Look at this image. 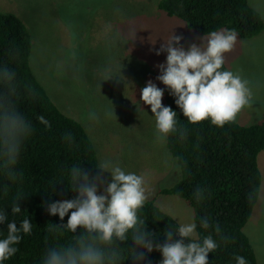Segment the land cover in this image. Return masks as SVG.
Listing matches in <instances>:
<instances>
[{"label":"rangeland","instance_id":"1","mask_svg":"<svg viewBox=\"0 0 264 264\" xmlns=\"http://www.w3.org/2000/svg\"><path fill=\"white\" fill-rule=\"evenodd\" d=\"M159 1L0 0V11L16 14L28 28L33 72L61 111L85 127L98 163L111 160L143 175L147 200L154 199L182 224L194 220L193 208L178 195L160 192L181 179V167L166 140L156 139L153 114L140 100V90L149 80L165 88L156 77L166 53L156 55V50L171 35L182 37L185 50L207 35L168 16ZM249 2L264 19V0ZM225 62L249 81L252 100L236 120L251 125L264 113V30L250 39L237 37ZM89 111L97 113L96 121L87 120ZM258 165L260 194L244 231L264 264V150ZM95 182L99 193L110 174L99 169Z\"/></svg>","mask_w":264,"mask_h":264},{"label":"trees","instance_id":"2","mask_svg":"<svg viewBox=\"0 0 264 264\" xmlns=\"http://www.w3.org/2000/svg\"><path fill=\"white\" fill-rule=\"evenodd\" d=\"M158 7L168 16L184 21L187 26L202 34L222 29L235 30L240 39H250L264 30V19L249 0H160ZM32 37L24 22L12 12L0 11V62L7 63L17 74L20 84V108L34 125L18 163L19 182L11 187L0 205H10L11 198L19 194L22 213L10 215L19 220L28 216L33 224L32 233L20 242L15 256L5 264H39L45 249L69 241L68 234L53 235L46 231L61 221L49 215L47 205L57 200L73 199L76 193L66 181V171L73 164L97 178L99 168L96 148L82 123L62 112L53 102L30 64ZM229 70L226 62L223 66ZM164 104L177 112V126L183 130L170 134L167 147L181 167V179L172 187L162 189L163 194H175L193 208L197 223V236L212 234L219 247L208 254L209 264H235L236 255L243 256L248 264H259L254 246L244 228L260 194L262 173L258 156L264 150V113L251 125H242L236 119L217 127L204 120L190 124L174 103V97L164 88ZM44 116L49 126L36 121ZM70 135L72 143L64 137ZM0 182H3L0 179ZM95 182V181H94ZM55 183V184H54ZM199 190L201 199L194 193ZM71 211V210H70ZM141 215L149 231L157 235L156 243H164L158 235L180 223L161 209L154 199L146 200ZM201 218L209 221L205 230L199 227ZM5 224L0 230L6 231ZM220 227V235L214 231ZM79 234V228L77 233ZM221 236L227 237L226 240ZM131 246V242H129ZM150 264H159L158 251L145 254ZM131 264V262H126Z\"/></svg>","mask_w":264,"mask_h":264},{"label":"clouds","instance_id":"3","mask_svg":"<svg viewBox=\"0 0 264 264\" xmlns=\"http://www.w3.org/2000/svg\"><path fill=\"white\" fill-rule=\"evenodd\" d=\"M181 39V36L171 35L156 50V55L166 53L165 61L157 66L156 80L174 97V103L190 124L207 120L223 127L233 122L252 100L249 81L223 67L225 54L237 41L235 30L210 31L199 45L193 43L187 50L180 45ZM19 89L16 72L7 63L0 62V179L3 181L0 182V199L8 196L11 187L19 182L18 163L34 131L32 121L19 106ZM164 91L151 80L140 90V100L150 106L156 139L161 142L170 134L179 132L181 138L184 135L177 126V112L161 103ZM97 119V113L89 111L87 120ZM36 121L49 126L42 115L37 116ZM64 139L72 143L70 135ZM95 166L110 174V182L99 193L96 178L89 177L80 163L67 169V179L62 181L67 182L76 196L47 205L49 215L58 216L61 221L65 216L68 218L66 223H51L46 231L57 236L68 234L70 238L65 244L47 247L39 264H126L129 261L150 264L145 254L154 250L161 255L159 264H209L208 254L219 247L212 234L195 238L197 223L193 220L167 228L158 234L164 237V243H156L157 235L147 229L141 215L148 198L145 177L126 172L111 160H103ZM194 196L197 201L201 199L199 190ZM22 197L17 194L11 198L9 206L0 205V225L7 222L6 231L0 230V264L15 256L17 245L32 233L33 224L28 216L20 219L17 226V220L9 219L6 211L10 208L11 216L20 215L18 202ZM199 227L209 229V221L201 218ZM78 228L79 234H76ZM214 231L220 235L219 225H215ZM221 239L227 237L221 236ZM234 260L235 264H248L240 255Z\"/></svg>","mask_w":264,"mask_h":264}]
</instances>
